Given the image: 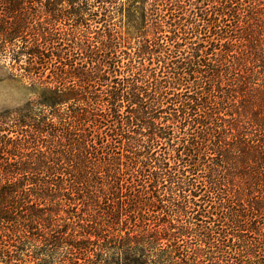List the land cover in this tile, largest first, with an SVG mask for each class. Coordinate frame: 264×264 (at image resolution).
<instances>
[{"label": "trees", "instance_id": "16d2710c", "mask_svg": "<svg viewBox=\"0 0 264 264\" xmlns=\"http://www.w3.org/2000/svg\"><path fill=\"white\" fill-rule=\"evenodd\" d=\"M7 45L0 256L264 264V0H0Z\"/></svg>", "mask_w": 264, "mask_h": 264}, {"label": "rangeland", "instance_id": "374dc122", "mask_svg": "<svg viewBox=\"0 0 264 264\" xmlns=\"http://www.w3.org/2000/svg\"><path fill=\"white\" fill-rule=\"evenodd\" d=\"M46 3L48 0H41ZM53 2V1H52ZM67 6V2H62ZM49 7H52L50 5ZM36 11H31L37 22L43 23L46 16L37 15ZM34 22V21H33ZM35 22V24L37 23ZM60 28L65 30L67 27L64 23H59ZM8 46V48H7ZM6 48L0 47V114L5 111H14L18 108L25 106L28 102L33 101L35 96L30 93L26 88L29 87L27 79H23L26 74L24 69H20L16 61L12 59L9 45ZM26 58L22 59L20 65L25 68L28 64L25 62ZM31 251V250H29ZM16 255L15 253H13ZM67 256V255H66ZM64 256L49 253H18L17 257L0 256V264H127V256L123 254H115L112 252H105L97 256V254L73 255ZM147 260L150 264H156L155 261H161L160 255H146L141 257ZM154 262V263H151Z\"/></svg>", "mask_w": 264, "mask_h": 264}]
</instances>
